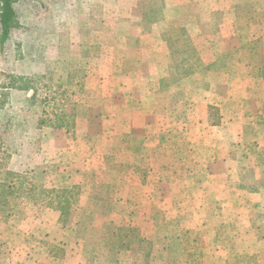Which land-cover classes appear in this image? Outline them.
<instances>
[{
  "label": "rangeland",
  "instance_id": "374dc122",
  "mask_svg": "<svg viewBox=\"0 0 264 264\" xmlns=\"http://www.w3.org/2000/svg\"><path fill=\"white\" fill-rule=\"evenodd\" d=\"M15 8L0 184L36 190L0 264H264V0Z\"/></svg>",
  "mask_w": 264,
  "mask_h": 264
},
{
  "label": "trees",
  "instance_id": "16d2710c",
  "mask_svg": "<svg viewBox=\"0 0 264 264\" xmlns=\"http://www.w3.org/2000/svg\"><path fill=\"white\" fill-rule=\"evenodd\" d=\"M18 0H0V45L3 46L4 43L10 38V34L13 28L19 25V19L15 4ZM8 171L3 182L0 184V213L6 212L7 215L15 209L19 204V201L25 196L29 195V192H35V186L31 184V187H27L23 184V180L31 178L30 176L24 177L23 175H15ZM13 177V180H10ZM24 178V179H22ZM25 188L29 190H24ZM17 193V194H16ZM42 193H45L42 190ZM51 193V192H49ZM48 193V194H49ZM21 198V199H20ZM20 199V200H19ZM35 201L39 202L40 200L45 201L48 206L55 207L61 211L63 216L69 214V202L68 199L54 200L53 197L46 196L45 198H35ZM55 203V204H54Z\"/></svg>",
  "mask_w": 264,
  "mask_h": 264
},
{
  "label": "crops",
  "instance_id": "0c3cea01",
  "mask_svg": "<svg viewBox=\"0 0 264 264\" xmlns=\"http://www.w3.org/2000/svg\"><path fill=\"white\" fill-rule=\"evenodd\" d=\"M224 164H225V162H224ZM224 167H225V166H224ZM261 193H262V192H261ZM263 198H264V197H263ZM255 202H256V201H255ZM258 205H259V204H258ZM259 207H261V205L258 206V208H259ZM261 210H263V207L261 208ZM262 212H263V211H262ZM263 213H264V212H263Z\"/></svg>",
  "mask_w": 264,
  "mask_h": 264
}]
</instances>
